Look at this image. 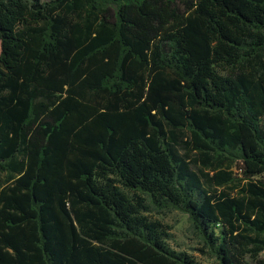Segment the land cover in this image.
<instances>
[{"label":"trees","instance_id":"trees-1","mask_svg":"<svg viewBox=\"0 0 264 264\" xmlns=\"http://www.w3.org/2000/svg\"><path fill=\"white\" fill-rule=\"evenodd\" d=\"M0 45V264H202L172 209L264 264V0H0Z\"/></svg>","mask_w":264,"mask_h":264},{"label":"rangeland","instance_id":"rangeland-1","mask_svg":"<svg viewBox=\"0 0 264 264\" xmlns=\"http://www.w3.org/2000/svg\"><path fill=\"white\" fill-rule=\"evenodd\" d=\"M0 45V53H1ZM194 169L197 168L194 166ZM260 178H264L261 176ZM126 193L130 194L129 191ZM152 218L161 221L163 224L172 228L170 230L172 234L171 240H169V245L176 251H185L193 255L202 264H218L211 255L203 254L200 252L202 244L199 237L195 234L193 227L189 221V216L182 213L179 210H166L161 213L155 212L152 214ZM264 259V254L260 256ZM251 264H256L255 262H250Z\"/></svg>","mask_w":264,"mask_h":264}]
</instances>
